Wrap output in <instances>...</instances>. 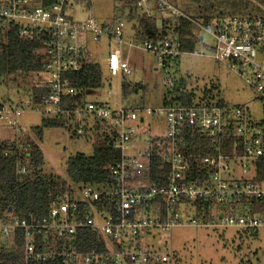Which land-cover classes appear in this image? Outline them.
<instances>
[{
  "label": "built area",
  "instance_id": "built-area-1",
  "mask_svg": "<svg viewBox=\"0 0 264 264\" xmlns=\"http://www.w3.org/2000/svg\"><path fill=\"white\" fill-rule=\"evenodd\" d=\"M70 0H0V26L12 27L25 40H36L42 54V85L47 95L19 101L0 102V125L18 129V119L28 111L56 116L71 115L76 134L87 128V118L98 122V131L118 151L119 161L111 171V187L98 191L84 186L53 204L46 216L17 218L5 212L0 218V241L22 235L23 261L49 257L78 260L81 264H171V253L144 250L150 231L170 235L173 228L256 230L264 227V182L257 180L258 163L264 162V17H224L205 28L191 20L167 0H136L146 17L159 14L189 21L214 40L212 59L253 90L263 102L262 114L253 119L246 106L214 104L192 106L124 107L111 110L103 103L85 101V95L69 86L68 74L81 71L86 57L81 45L85 35L106 38L118 44L108 54L106 68L111 76L129 75L124 49H142L155 56L159 65L176 59L179 43L170 37L138 43L125 39L124 24H99L89 18L73 22L65 11ZM121 88V86H120ZM121 93V91H120ZM62 97L70 99L71 110L61 109ZM121 97V94H120ZM145 118H161L165 133L154 140L137 142L133 125ZM90 128V129H91ZM189 149L197 152L189 153ZM204 151L205 153H201ZM158 163L164 175L160 186L151 185V167ZM27 168L21 167L20 174ZM104 202L101 210L96 204ZM110 208H104L107 205ZM88 207V208H87ZM87 208V209H86ZM101 218V222L97 219ZM88 229L104 240L105 251L78 253L64 245L61 251L35 249L40 237L47 242L66 241L79 230Z\"/></svg>",
  "mask_w": 264,
  "mask_h": 264
},
{
  "label": "rangeland",
  "instance_id": "rangeland-1",
  "mask_svg": "<svg viewBox=\"0 0 264 264\" xmlns=\"http://www.w3.org/2000/svg\"><path fill=\"white\" fill-rule=\"evenodd\" d=\"M135 1L70 0L65 14L68 19L78 23L89 18L95 19L99 24H114L121 20L125 39L141 46L142 43L136 40L139 27L135 17L136 12L139 15L141 12L137 10ZM167 1L179 10L187 6L212 4L225 17L244 18L250 15L238 0ZM159 17L158 15L157 26ZM195 35L199 43L195 46L194 53L180 54L177 59L170 58L160 65L155 56L142 49H124L130 74L122 76H111L106 68L108 54L116 50L118 44L106 38L93 40L92 36L85 35L81 39V45L101 73L100 88L86 94L85 101L103 103L111 110H116L120 104L131 108H158L172 97L171 86L184 80L185 91L193 93L196 98H207L205 91H210L213 98L210 104L215 105L219 99L229 107L246 106L252 111L253 119H259L263 102L241 78L212 59V48L215 45L212 37L202 30H195ZM263 58L264 53L260 56V59ZM40 78L45 80L46 76L40 75ZM33 80L30 76H13L3 80L0 83V102L16 105L26 99L23 90H28ZM124 83L130 88L134 85L141 88L137 93L129 88L126 99H121L120 86ZM209 98L211 99L210 96ZM43 110L44 107H39L36 112L23 113L18 119L17 130L0 125V142L23 140L36 145L43 156L42 174L56 176L67 182V159L75 155L91 156V142L96 131L90 127L92 120L87 118V128L81 135L76 134L77 123L71 120L65 128L41 129L38 138L35 131L40 128L42 120L52 117L43 113ZM133 127L138 133L137 142L147 138L154 140L165 133L161 118H145L143 125ZM98 134L102 136L101 133ZM104 135L106 133L103 137ZM97 220L101 222L102 219ZM145 237L142 248L157 253L170 251L171 264H264V227L248 231L181 227L173 228L170 235L151 230L150 236Z\"/></svg>",
  "mask_w": 264,
  "mask_h": 264
},
{
  "label": "trees",
  "instance_id": "trees-1",
  "mask_svg": "<svg viewBox=\"0 0 264 264\" xmlns=\"http://www.w3.org/2000/svg\"><path fill=\"white\" fill-rule=\"evenodd\" d=\"M250 15V17H264V0H238ZM191 20L199 22L203 27H211L217 20L225 16L212 4H203L195 7H184L180 9ZM159 15V25L157 26V16ZM259 14V16H254ZM253 15V16H251ZM138 21L139 31L136 40L139 42L151 41L170 37L179 43L180 51L184 53H194L195 46L199 39L195 35L197 30L189 21L182 18H173L165 14H159L154 9L149 17L141 13H135ZM178 58V57H177ZM176 58V59H177ZM80 72L71 73L66 76L69 86L75 91L84 94L101 86V73L91 57H86ZM43 70L42 54L40 45L36 40L21 39L16 30L12 27L0 26V83L13 76H30L33 84L28 90H23L27 99L33 100L37 104L36 98L48 94L42 85L40 75ZM129 86L122 84L121 99H126ZM140 86H132V92L137 93ZM172 97L164 102V106L181 105L192 106L197 103L210 104L212 93L205 91L207 98L201 99L185 91V82L181 80L178 85L171 86ZM205 95V94H204ZM211 97V99L209 98ZM217 106H224L222 100L215 103ZM70 99L62 97L61 109L71 110ZM72 116L59 114L51 118L43 119L40 128L35 131L39 138L41 129L65 128L69 126ZM264 132V121L259 123ZM96 131L92 138V155L85 157L75 155L66 161L67 182L56 176H45L42 174L43 156L38 147L27 141L0 142V218L10 208L13 216L17 218L32 215L41 218L48 214L53 204L58 203L66 194L72 195L74 191H79L84 186H93L98 191L105 190L111 186V171L119 161V153L110 146V140L103 135H99L101 129L98 122L93 123ZM189 153L197 152L189 149ZM201 153H205L201 151ZM158 163L151 167V185L160 186L159 179L164 173L158 170ZM258 165L257 180L264 182V162ZM27 168L26 174H20L21 167ZM73 189H75L73 191ZM104 202L96 204V208L101 210ZM104 207L110 208L106 204ZM88 208V207H87ZM86 208V209H87ZM66 245L78 253L90 251H105L104 240L99 235L88 229L79 230L73 238L66 241L53 240L47 242L43 238H36L35 249L41 251H61ZM0 264H24L22 235L16 232L14 236L4 242L0 241ZM28 264H81L78 260H65L60 257H49L42 261L30 260Z\"/></svg>",
  "mask_w": 264,
  "mask_h": 264
},
{
  "label": "water",
  "instance_id": "water-1",
  "mask_svg": "<svg viewBox=\"0 0 264 264\" xmlns=\"http://www.w3.org/2000/svg\"><path fill=\"white\" fill-rule=\"evenodd\" d=\"M11 211V209L9 208L8 210H7V212H10Z\"/></svg>",
  "mask_w": 264,
  "mask_h": 264
}]
</instances>
